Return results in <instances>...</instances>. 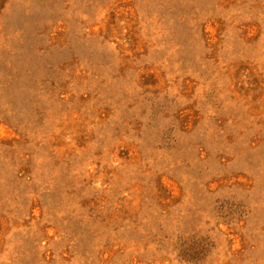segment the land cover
<instances>
[{"label":"rangeland","instance_id":"obj_1","mask_svg":"<svg viewBox=\"0 0 264 264\" xmlns=\"http://www.w3.org/2000/svg\"><path fill=\"white\" fill-rule=\"evenodd\" d=\"M0 264H264V0H0Z\"/></svg>","mask_w":264,"mask_h":264}]
</instances>
